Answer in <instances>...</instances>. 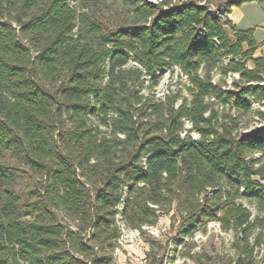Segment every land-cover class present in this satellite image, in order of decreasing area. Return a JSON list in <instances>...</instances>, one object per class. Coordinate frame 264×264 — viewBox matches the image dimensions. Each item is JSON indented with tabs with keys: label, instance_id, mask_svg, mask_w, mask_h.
<instances>
[{
	"label": "trees",
	"instance_id": "trees-1",
	"mask_svg": "<svg viewBox=\"0 0 264 264\" xmlns=\"http://www.w3.org/2000/svg\"><path fill=\"white\" fill-rule=\"evenodd\" d=\"M114 1L105 19L97 0H0V264H113L117 215L143 232L173 211L187 234L233 231L250 248L232 264H255L264 127L240 114L264 102V55L228 14L264 0ZM166 70L187 96L158 94Z\"/></svg>",
	"mask_w": 264,
	"mask_h": 264
},
{
	"label": "rangeland",
	"instance_id": "rangeland-1",
	"mask_svg": "<svg viewBox=\"0 0 264 264\" xmlns=\"http://www.w3.org/2000/svg\"><path fill=\"white\" fill-rule=\"evenodd\" d=\"M97 1L95 8L103 18L112 19L117 16L120 8L114 0ZM216 78L222 79L219 75ZM187 84V78L179 71L166 70L156 89L159 95H163L168 89H180L182 95L187 96ZM251 103V112L240 114L243 125L241 129L264 127L261 115L264 113V102L252 100ZM23 181L22 179L18 188L20 193L24 192ZM238 201L251 211L252 219L263 214L253 196H242ZM25 218L29 220L32 217ZM65 221L73 224L70 220ZM117 223L121 235L114 248L109 251V254L113 255V264H232L238 253L245 257L250 248L243 241L239 242L233 231L222 229L217 221L201 224L193 234H187L186 228L179 229V219L175 211L162 214L155 225L144 226L143 232L125 225L121 215H117ZM260 231L264 233V228L252 230L250 244ZM256 252L254 263L264 264V236Z\"/></svg>",
	"mask_w": 264,
	"mask_h": 264
},
{
	"label": "crops",
	"instance_id": "crops-1",
	"mask_svg": "<svg viewBox=\"0 0 264 264\" xmlns=\"http://www.w3.org/2000/svg\"><path fill=\"white\" fill-rule=\"evenodd\" d=\"M229 18L241 30H253V37L260 45L254 56L264 55V4L249 2L234 6Z\"/></svg>",
	"mask_w": 264,
	"mask_h": 264
},
{
	"label": "built area",
	"instance_id": "built-area-1",
	"mask_svg": "<svg viewBox=\"0 0 264 264\" xmlns=\"http://www.w3.org/2000/svg\"><path fill=\"white\" fill-rule=\"evenodd\" d=\"M148 1H150V2H152V3H154V4H160L163 0H148ZM228 16H229V14H228ZM236 78H239V75L238 74H235L234 75ZM231 78V77H230ZM231 80V79H230ZM262 83H264V81L262 82Z\"/></svg>",
	"mask_w": 264,
	"mask_h": 264
}]
</instances>
